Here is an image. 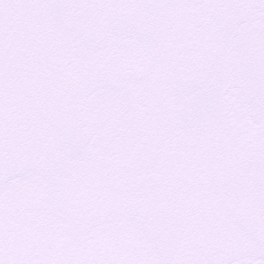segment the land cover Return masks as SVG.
I'll list each match as a JSON object with an SVG mask.
<instances>
[{
	"label": "snow or ice",
	"instance_id": "1",
	"mask_svg": "<svg viewBox=\"0 0 264 264\" xmlns=\"http://www.w3.org/2000/svg\"><path fill=\"white\" fill-rule=\"evenodd\" d=\"M0 264H264V0H0Z\"/></svg>",
	"mask_w": 264,
	"mask_h": 264
}]
</instances>
